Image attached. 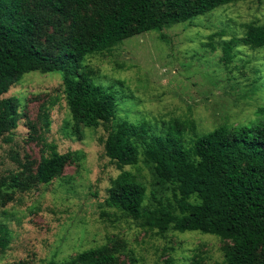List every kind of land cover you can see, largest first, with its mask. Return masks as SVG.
<instances>
[{
	"label": "rangeland",
	"instance_id": "rangeland-1",
	"mask_svg": "<svg viewBox=\"0 0 264 264\" xmlns=\"http://www.w3.org/2000/svg\"><path fill=\"white\" fill-rule=\"evenodd\" d=\"M248 23L264 25V0L229 4L173 25L162 32L167 41L156 31L131 37L88 57L85 65L96 82L114 86L116 120L146 122L157 133L172 120L193 121L194 133L185 129L183 139L189 145L194 134L254 120L264 103V49L237 44L233 60L222 61V44L241 38ZM11 96L19 99L22 117L10 136L0 138V225L7 230L0 264H71L79 253L101 246L121 264H226L228 243L219 237L162 234L105 205L112 180L132 169L119 170L106 157L105 126L78 133L58 73L25 74L3 98ZM42 140L60 154L82 156L47 184L30 176L45 155ZM137 167L146 186L145 206L156 205L153 196L172 201L170 186L157 185L143 161Z\"/></svg>",
	"mask_w": 264,
	"mask_h": 264
},
{
	"label": "trees",
	"instance_id": "trees-1",
	"mask_svg": "<svg viewBox=\"0 0 264 264\" xmlns=\"http://www.w3.org/2000/svg\"><path fill=\"white\" fill-rule=\"evenodd\" d=\"M242 1L246 0H0V138L10 136L22 117L19 99L3 98L10 87L31 72L58 73L78 133L105 126L106 157L119 170L134 169L112 180L107 207L162 234L172 230L219 237L228 243L226 264H264V103L254 120L194 134L187 145L185 129L194 133L193 121L172 120L157 133L146 122L116 120L114 86L96 82L85 65L88 57L150 31L167 41L164 29ZM237 44L264 49V25L248 23L241 38L223 43L225 64L235 57ZM47 116L43 111L45 127ZM42 142L45 155L30 174L37 183H49L68 163L82 158L78 152L60 154L55 144ZM140 161L152 169L157 185L170 186L172 201L152 195L156 205H144ZM23 168L28 171V165ZM6 234L0 225L2 248ZM71 264L121 263L101 246L79 253Z\"/></svg>",
	"mask_w": 264,
	"mask_h": 264
}]
</instances>
